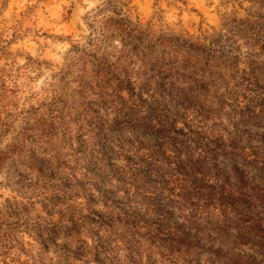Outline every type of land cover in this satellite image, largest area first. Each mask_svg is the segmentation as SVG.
<instances>
[{"label":"clouds","instance_id":"1","mask_svg":"<svg viewBox=\"0 0 264 264\" xmlns=\"http://www.w3.org/2000/svg\"><path fill=\"white\" fill-rule=\"evenodd\" d=\"M0 264H264V0H0Z\"/></svg>","mask_w":264,"mask_h":264}]
</instances>
